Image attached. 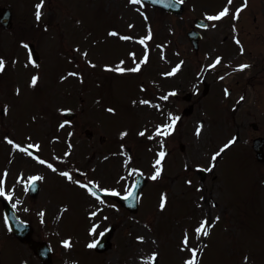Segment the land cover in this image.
<instances>
[{"label":"rangeland","instance_id":"1","mask_svg":"<svg viewBox=\"0 0 264 264\" xmlns=\"http://www.w3.org/2000/svg\"><path fill=\"white\" fill-rule=\"evenodd\" d=\"M225 1L185 0L183 14L169 16L142 9L131 0H44L37 20L36 5L41 0H0L17 18L13 33L0 34V60L5 64L0 71V126L6 130L0 132V171L9 175L8 191L3 194L11 196L18 215L32 224L35 238L50 244L53 264H76V259L78 264H186L192 260L194 264H264V165H257L249 147L253 167L232 156L228 167L219 170L218 164L227 161L219 155L205 180L195 173L199 167L209 169L213 155L221 153L235 133L239 141L233 150L240 155L250 139L264 135V0H253L262 27L256 31H248L249 22L244 31L242 21L233 20L239 1ZM223 7L227 15L207 19ZM139 12L147 14L148 22ZM243 13L242 20H248V11ZM196 18L212 22L203 33L198 54L186 35ZM147 30L153 38L143 54L120 40L141 39ZM234 36L244 54L231 44ZM28 42L40 52V66L27 59L24 44ZM217 58L221 66L213 64ZM209 62L215 70L206 72ZM241 62L248 63L249 70L235 72ZM24 64L35 69L29 73ZM118 67L123 71H117ZM19 68L28 77H36V84L30 87V79L28 86L19 83ZM203 81L215 90L232 88L234 94L225 101L199 98ZM196 87L199 95L192 97L193 114L181 116L187 108L183 96ZM173 91L178 99L167 94ZM62 110L76 116L70 127L61 129ZM216 110L223 113L218 115ZM173 118H180L177 130ZM202 119L203 126H198ZM207 120H213L214 126ZM251 123L260 126L259 133L249 127ZM87 131L92 133L90 138ZM3 133L14 143L28 142L25 136L39 143L38 153L48 159L49 166L42 167L41 157L31 162V157L19 154L2 141ZM164 148L169 155L163 177L153 180L155 162ZM60 162L66 165L70 181L60 176ZM138 170L151 176L135 214L110 201H95L80 189L89 179L98 178L101 187L125 191ZM77 172H86V178ZM38 173L43 184L39 196L30 200L25 184ZM157 196L165 199L163 208ZM2 197L0 264H40L7 234ZM83 206L88 213L99 209L98 215L87 221ZM204 220L208 225L217 221L207 238L196 232ZM111 225L112 249L92 255L88 245ZM65 241L70 247L64 246ZM193 252H197L195 258Z\"/></svg>","mask_w":264,"mask_h":264},{"label":"snow or ice","instance_id":"2","mask_svg":"<svg viewBox=\"0 0 264 264\" xmlns=\"http://www.w3.org/2000/svg\"><path fill=\"white\" fill-rule=\"evenodd\" d=\"M43 2H44V0H41V3L38 4V5H36V13H35V15H36L37 20H39L40 17H41V7L43 6ZM131 2L138 3L139 0H131ZM154 2H155V0H154ZM182 2H183V0H177V3H182ZM231 2H232V0H229V3H231ZM245 6H246V0H245ZM240 11H242V9H238V10H237V14H238ZM227 14H228V9L225 8V9H224L223 11H221L218 15H216V16H209V17H207V19H209V20H219V19L223 18V17H224L225 15H227ZM233 18L235 19V18H236V15H234ZM111 35H116V34H115V33H111ZM125 39H127V37H125ZM237 43H239V41H237ZM242 51H243V49H242ZM217 62H219V60H217ZM248 67H250V66H249V65H241L239 70H244L245 68H248ZM3 69H4V61H3V60H0V71H3ZM116 70H117V71H123V69H120L119 67H118ZM174 71H175V70H174ZM32 84H33V85L36 84V77H33V79H32ZM226 94H227V93H226ZM165 99H167V97H165ZM241 99H242V98H241ZM109 111H111V109H109ZM175 119H178V118H173V124H175ZM156 134L159 135V134H161V133H160V131L158 130ZM165 134H167V133H165ZM199 134H200V128H197V135H199ZM141 135H143V133H141ZM229 143L231 144L232 141H230ZM227 147H228V145H225V148H227ZM221 151H223V149H221ZM219 155H220L219 152L216 153L215 155H213L212 159L215 160V159L217 158V156H219ZM158 156H159V159L156 160V162H155L156 165H160V164H161V161L163 160V158H164V156H165V153H164L163 151H161V152L158 154ZM41 162H42V161H41ZM208 170L210 171L211 168H209ZM64 175H67V173H64ZM159 175H160V168L157 167V168H156V172H155V174L151 177V179L155 180V179L158 178ZM33 179H34V180H35V179H39V177H34ZM133 187H136V185H133ZM112 194H113V195H116V193H112ZM0 195H3V192H2V191H0ZM134 195H135L134 192L129 191V192H128V196H126L125 199H128V197H133ZM163 206H164V198L162 197L161 207L163 208ZM41 215H43V214L41 213ZM206 223H207L206 221H202L201 224H200V226H199L198 228H196V232H197L198 235L202 234V235H205V236H206V235L208 234V232H207V228L205 227ZM101 235H103V234H101ZM184 243H185V245H187V243H188V237H187V235L185 236ZM64 246H65L66 248H67V247H70L69 242L65 241V242H64ZM95 246H96L95 243H93V244H89V245H88V247H90V248L95 247ZM195 256H196V253L193 252V257L195 258ZM155 258H156V257H155V255H154V256L152 257V259L155 260ZM186 264H194V260H192V261H188V262H186Z\"/></svg>","mask_w":264,"mask_h":264},{"label":"water","instance_id":"3","mask_svg":"<svg viewBox=\"0 0 264 264\" xmlns=\"http://www.w3.org/2000/svg\"><path fill=\"white\" fill-rule=\"evenodd\" d=\"M189 36L191 37L192 39V42L194 44V47L197 48V43H198V40L200 39V36L197 35L196 33H191L189 34ZM15 234L21 239V240H24L25 238H23L22 236H20L19 234L16 233V231H14ZM27 234V231H25V236ZM105 244V243H104ZM29 245L30 247L38 254L40 253V247L38 245H36L35 243L33 242H29ZM40 256V254H38ZM41 258L43 259L44 262H47V259H44L42 256Z\"/></svg>","mask_w":264,"mask_h":264},{"label":"flooded vegetation","instance_id":"4","mask_svg":"<svg viewBox=\"0 0 264 264\" xmlns=\"http://www.w3.org/2000/svg\"><path fill=\"white\" fill-rule=\"evenodd\" d=\"M214 94L218 95L219 93H212L211 95H214ZM228 94L231 95V92H229ZM205 95L209 96L210 93H207V94H205Z\"/></svg>","mask_w":264,"mask_h":264}]
</instances>
